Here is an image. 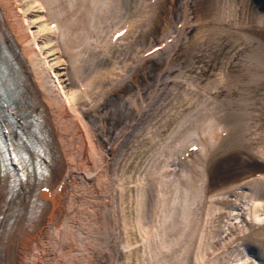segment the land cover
I'll return each mask as SVG.
<instances>
[{
	"label": "rangeland",
	"instance_id": "obj_1",
	"mask_svg": "<svg viewBox=\"0 0 264 264\" xmlns=\"http://www.w3.org/2000/svg\"><path fill=\"white\" fill-rule=\"evenodd\" d=\"M24 1L17 11L28 24L35 15L24 16ZM39 1L50 5L40 12L47 24L55 11L68 15L73 26L67 21L51 35L54 48L62 53L69 31L78 66L95 78L91 106L106 101L84 118L100 142L94 166L104 170L96 184L69 186L80 198L69 221L74 236L52 240L54 264L262 262L230 245L253 222L235 191H248L243 182L264 174V11L257 2ZM119 28L124 33L112 38ZM34 42L48 80L69 102L68 68L55 64L44 39ZM106 113L108 124L99 117ZM222 188L234 194L214 195ZM220 196L235 204L219 203Z\"/></svg>",
	"mask_w": 264,
	"mask_h": 264
},
{
	"label": "bare ground",
	"instance_id": "obj_2",
	"mask_svg": "<svg viewBox=\"0 0 264 264\" xmlns=\"http://www.w3.org/2000/svg\"><path fill=\"white\" fill-rule=\"evenodd\" d=\"M18 1L0 0V118L5 119L8 127L14 128L11 143L7 137L0 136V264H54L58 255L53 251L55 242L52 240L57 236H63L64 240L74 236L69 221L73 218L72 206L80 198L69 191V186H76L79 181L96 184L97 173L104 170L103 166L98 169L94 166V155L98 153L100 142L94 139L84 118L93 110H105L106 101L99 97L98 107L91 106L92 98L96 100L95 78L92 73L84 74L83 67L78 66L70 48L69 31L60 39L62 53L54 48L57 42L51 35L55 36L62 29L68 15L55 11L51 16L56 19L47 24L48 18L40 12L48 11L50 5L39 0H25L24 16L27 13L35 15L25 24L17 11ZM254 1L258 9L264 11V0ZM33 24H39L35 34L30 30ZM72 24L68 21L69 29ZM122 29H117L112 38L119 32L124 33ZM37 38L44 39L53 59L59 58L55 61L57 66L68 68V81L74 85L68 96L69 102L59 96L48 80V70L35 49ZM63 53L70 59L62 58ZM99 80L103 82V79ZM99 117L104 123L109 122L108 113ZM8 118L14 119L16 124H9ZM95 135L99 137L100 134ZM232 143L229 140L226 147ZM13 147L17 158L21 153L28 157V163L22 166L25 169L23 176L15 165ZM99 160L104 162L102 157ZM243 184L249 190L235 191V195L247 206L245 213L253 222L249 231L243 237L238 235L230 245H244L263 262L256 264H264V174ZM232 188L236 190V187ZM230 191L222 188L214 195H233ZM218 202L235 204L225 196L218 197ZM222 216L220 213L216 218ZM61 250L63 252V248Z\"/></svg>",
	"mask_w": 264,
	"mask_h": 264
},
{
	"label": "snow or ice",
	"instance_id": "obj_3",
	"mask_svg": "<svg viewBox=\"0 0 264 264\" xmlns=\"http://www.w3.org/2000/svg\"><path fill=\"white\" fill-rule=\"evenodd\" d=\"M8 123L12 124V125H15L16 121L14 119L8 118ZM13 131H14V128L8 127L5 124V119L4 118H0V136L7 137L9 139V141H10L11 138H12V135H13ZM17 134H19V133H17ZM12 150H13V159L15 161V165H16L17 168L20 169L21 174L23 176L24 173H25V169H24V167H22V165H25V164L28 163V157L21 153V154H19L20 158H17V153L15 152L14 147H13ZM45 191H47V189H45Z\"/></svg>",
	"mask_w": 264,
	"mask_h": 264
}]
</instances>
